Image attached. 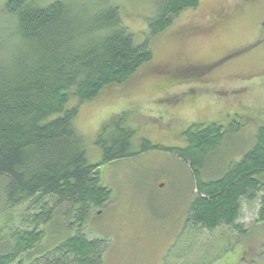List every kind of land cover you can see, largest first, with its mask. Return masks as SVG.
Returning a JSON list of instances; mask_svg holds the SVG:
<instances>
[{"label": "rangeland", "instance_id": "rangeland-1", "mask_svg": "<svg viewBox=\"0 0 264 264\" xmlns=\"http://www.w3.org/2000/svg\"><path fill=\"white\" fill-rule=\"evenodd\" d=\"M8 1L0 0V37L7 42L15 41V22L4 13ZM70 1L90 9L116 5L136 44L150 37L155 0ZM151 49L152 62L84 104L75 121L89 161L100 165L99 179L112 191L109 202L93 208L79 230L75 216L59 213L53 199L45 201L51 203L45 209L44 202L9 203L0 182V253L8 251L3 246L13 242L15 231L35 227L32 216L46 212L39 252L79 233L106 241L102 264H264L263 185L241 199L234 225L207 230L187 221L196 193L188 162L154 150L103 163L95 144L102 126L123 113L136 131V151L145 139L184 148L188 125L213 122L223 126L225 138L207 160L205 176L218 178L231 162L240 161L264 126V0H201L198 9L184 12L151 39ZM259 180L264 183V172Z\"/></svg>", "mask_w": 264, "mask_h": 264}, {"label": "trees", "instance_id": "trees-1", "mask_svg": "<svg viewBox=\"0 0 264 264\" xmlns=\"http://www.w3.org/2000/svg\"><path fill=\"white\" fill-rule=\"evenodd\" d=\"M200 2L155 0L150 37L141 44L135 43L124 26L116 5L90 9L70 0L48 5L38 0L6 3L4 13L15 22V41L0 37V182L9 203L44 202L45 209L50 203L45 201L53 199L59 213L66 218L75 216L80 230L93 208L101 209L109 202L112 191L102 185L100 165L89 161L86 140L75 126L80 109L152 62L151 39L171 27L184 12L198 9ZM72 102L76 104L70 107ZM128 122L129 114L123 113L105 123L97 134L95 144L103 163L154 150L178 155L189 163L194 178L196 193L187 221L196 226L214 230L234 225L241 199L249 197L250 190L264 186L259 180L264 172V126L253 148L213 179L205 176L204 170L225 138L222 125H188L183 134L187 139L184 148H166L145 139L136 151V131ZM234 127L235 131L241 128L238 123ZM45 213L32 216L35 227L12 234L13 242L3 246L8 251L0 253V264L103 263L106 241L90 240L79 233L39 252L38 245L45 236L41 221ZM259 221L264 222V198Z\"/></svg>", "mask_w": 264, "mask_h": 264}, {"label": "flooded vegetation", "instance_id": "flooded-vegetation-1", "mask_svg": "<svg viewBox=\"0 0 264 264\" xmlns=\"http://www.w3.org/2000/svg\"><path fill=\"white\" fill-rule=\"evenodd\" d=\"M210 69H212V67H206V68H205L206 71H207V70H210Z\"/></svg>", "mask_w": 264, "mask_h": 264}]
</instances>
